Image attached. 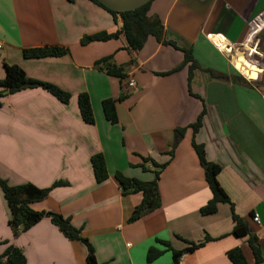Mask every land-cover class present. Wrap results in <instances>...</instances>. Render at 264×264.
I'll return each mask as SVG.
<instances>
[{
  "label": "crops",
  "instance_id": "obj_1",
  "mask_svg": "<svg viewBox=\"0 0 264 264\" xmlns=\"http://www.w3.org/2000/svg\"><path fill=\"white\" fill-rule=\"evenodd\" d=\"M148 14L161 21L163 40L176 47L148 37L134 51L121 31L112 39L82 43L85 35L122 26L119 15L114 20L91 0H0V79L5 63L16 64L28 77L70 94L68 103L41 87L0 94V179L39 188L66 182L30 206L69 218L99 264H173V250L205 237L202 246L183 251L175 264H233L226 253L236 246L247 264H254L249 235L233 233L232 214L257 237L264 260V60L257 61L263 70L250 80L251 71L233 53L239 47L249 57L264 58V50L258 53L252 45L257 31L264 45V0H151ZM44 46L66 53L22 54L24 48ZM181 48L190 49L198 64L190 90L188 65L178 66ZM105 56L134 83L116 102L113 124L104 118L101 102L119 96L121 80L96 65ZM80 92L89 97L92 123L81 118ZM202 109L193 134L188 125ZM192 139L203 145L206 160L219 166L216 179L229 198L212 213L200 212L212 193ZM95 153L105 160L108 176L101 182L90 162ZM145 157L165 166L160 169ZM154 171H159L160 205L129 221L142 193L123 194L114 174L151 180ZM254 213L260 223L252 220ZM8 218L0 186V253L14 244L25 264H85V244L69 240L49 217L16 236ZM149 248L160 252L151 261Z\"/></svg>",
  "mask_w": 264,
  "mask_h": 264
},
{
  "label": "trees",
  "instance_id": "obj_2",
  "mask_svg": "<svg viewBox=\"0 0 264 264\" xmlns=\"http://www.w3.org/2000/svg\"><path fill=\"white\" fill-rule=\"evenodd\" d=\"M72 1V0H69ZM98 4L105 10H107L116 20L117 15L120 16L122 21V26L120 30L108 33L105 31L98 32L91 35H85L82 37L81 42L87 43L93 40H108L117 37L121 31L127 41V45L131 50H139L148 37L155 38L157 41L162 43H170L176 47L175 43L163 40V26L161 21L156 17H151L148 14L150 2L143 4L133 10H128L124 12H115L106 8L103 4L97 0H91ZM183 54V60L178 66L188 65V86L190 90V80L192 76V70L198 67L197 62L192 57L190 49L181 48ZM66 53V49L58 46H44L35 48H24L22 54L27 58L35 57H45V56H60ZM96 65L104 69L106 73L111 75H116L120 78L121 82V93L116 99L106 98L101 102V108L103 111L104 118L111 124L117 122V113L115 104L117 101L124 99L130 92V87L128 81L123 73L122 66H116L111 62L110 56H105L96 62ZM5 76L0 79V86H2V93H13L25 88L41 87L47 90L53 96L63 103H68L70 99V94L61 89L60 87L47 82L38 80L35 78L28 77L22 68L16 64H4ZM239 77L241 75L238 73ZM239 78L238 76H235ZM220 78H224L223 76ZM243 80V79H242ZM195 95V94H193ZM77 104L79 112L83 121L87 123H92L93 112L89 97L86 92H80L77 97ZM204 114V109L201 110L195 122L189 124L192 133L194 134L199 126L201 125L202 116ZM182 132V129H178ZM192 147L195 150L199 163L203 168L205 181L211 190L212 197L200 208L201 213H212L216 210L217 203L228 202L229 198L219 185L216 174L219 171V166L213 162L206 160L204 155V149L202 144H197L194 139H192ZM172 153V150L169 154ZM151 161L153 165L160 167L162 169L165 164H157L151 158L145 157L144 161ZM91 166L93 169L94 178L97 182H101L107 178V170L105 166V160L101 153H95L90 157ZM141 168L146 170L144 165ZM115 179L118 181L121 191L123 194L130 192H141L142 199L140 203L135 207L129 221H134L138 219L144 213L150 212L160 205L159 191H158V180L159 171H154V177L151 180H141L135 177L124 176L120 172L114 174ZM66 182L55 181L51 186L46 188H39L32 183L24 182L18 185H8L4 180L0 179V186L3 193V198L5 199L9 218L8 224L14 236H16L20 231H24L37 223L42 217H49L51 222L58 227V229L67 237L69 240H79L83 242L87 248V253L85 256V264H99L94 256V250L91 244L86 238L82 237L79 229H76L70 223L69 218L63 217L61 214L51 211L33 210L30 206L34 201H39L44 199L50 189L55 186L65 185ZM233 220V233L235 235H249L247 244L251 248V252L254 258V264H264V260L261 256V246L258 243L257 237L249 232V228L246 223H244L238 216L232 214ZM209 239L205 237L203 241L198 243H192L184 250L175 251L173 250V264L178 260L179 255L183 251H190L200 247L204 242ZM160 254L158 250H153L149 248L147 251L146 259L151 261ZM227 257L233 264H247L245 256L240 247L236 246L227 251ZM26 259L23 251L15 246L14 244H8L6 248L0 253V264H25Z\"/></svg>",
  "mask_w": 264,
  "mask_h": 264
},
{
  "label": "water",
  "instance_id": "obj_3",
  "mask_svg": "<svg viewBox=\"0 0 264 264\" xmlns=\"http://www.w3.org/2000/svg\"><path fill=\"white\" fill-rule=\"evenodd\" d=\"M97 1L110 10H113L115 12H124L140 7L151 0H97ZM234 49L235 50H233V53L235 54V60L240 61L242 66L247 70L254 71L256 73L255 77L247 76V78L250 80L257 78L258 73H260L263 70V68L259 66V64L257 63V60L251 59L249 55H247L242 48L235 47ZM235 67L238 69L236 65Z\"/></svg>",
  "mask_w": 264,
  "mask_h": 264
},
{
  "label": "rangeland",
  "instance_id": "obj_4",
  "mask_svg": "<svg viewBox=\"0 0 264 264\" xmlns=\"http://www.w3.org/2000/svg\"><path fill=\"white\" fill-rule=\"evenodd\" d=\"M263 17H264V15H263ZM263 28H264V26H263ZM262 28V29H263ZM261 29V30H262ZM260 34H261V31H257V33L256 34H254L252 37V39H253V42H252V45H253V47L254 46H256V50H257V52L258 53H263V50H264V45H263V42H262V40H260ZM258 39H259V41H258ZM256 43V44H255ZM247 47L249 48L250 47V44H248L247 45ZM251 57V59H255V60H257V61H262V60H264V58L263 57H261V55H259V54H254V55H251L250 56ZM239 71V70H238ZM251 73H252V77H254L255 76V73L254 72H252L251 71ZM250 73V74H251ZM240 74L242 75V73L240 72ZM243 76V75H242Z\"/></svg>",
  "mask_w": 264,
  "mask_h": 264
},
{
  "label": "built area",
  "instance_id": "obj_5",
  "mask_svg": "<svg viewBox=\"0 0 264 264\" xmlns=\"http://www.w3.org/2000/svg\"><path fill=\"white\" fill-rule=\"evenodd\" d=\"M2 47V44L0 43V49ZM128 85L129 87H132L134 86V83L133 82H128ZM252 220L256 223H260V220H259V215L258 213H254L253 216H252ZM260 241L264 243V235H261L260 236Z\"/></svg>",
  "mask_w": 264,
  "mask_h": 264
},
{
  "label": "bare ground",
  "instance_id": "obj_6",
  "mask_svg": "<svg viewBox=\"0 0 264 264\" xmlns=\"http://www.w3.org/2000/svg\"><path fill=\"white\" fill-rule=\"evenodd\" d=\"M221 43V42H220ZM235 65L238 67V62L237 63H235ZM238 69H239V67H238Z\"/></svg>",
  "mask_w": 264,
  "mask_h": 264
},
{
  "label": "clouds",
  "instance_id": "obj_7",
  "mask_svg": "<svg viewBox=\"0 0 264 264\" xmlns=\"http://www.w3.org/2000/svg\"><path fill=\"white\" fill-rule=\"evenodd\" d=\"M247 77V76H246Z\"/></svg>",
  "mask_w": 264,
  "mask_h": 264
}]
</instances>
